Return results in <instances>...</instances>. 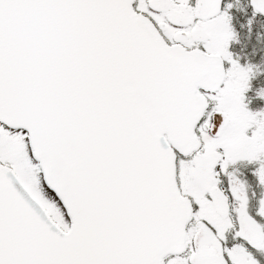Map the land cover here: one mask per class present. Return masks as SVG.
Listing matches in <instances>:
<instances>
[{"label":"snow or ice","instance_id":"snow-or-ice-1","mask_svg":"<svg viewBox=\"0 0 264 264\" xmlns=\"http://www.w3.org/2000/svg\"><path fill=\"white\" fill-rule=\"evenodd\" d=\"M0 264H264V0H0Z\"/></svg>","mask_w":264,"mask_h":264}]
</instances>
